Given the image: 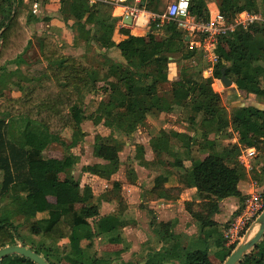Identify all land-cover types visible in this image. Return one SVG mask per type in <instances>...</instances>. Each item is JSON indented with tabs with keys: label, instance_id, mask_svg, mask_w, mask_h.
Wrapping results in <instances>:
<instances>
[{
	"label": "trees",
	"instance_id": "16d2710c",
	"mask_svg": "<svg viewBox=\"0 0 264 264\" xmlns=\"http://www.w3.org/2000/svg\"><path fill=\"white\" fill-rule=\"evenodd\" d=\"M4 1L8 9L0 25V97L9 81L3 80L5 75L13 73L6 66L26 63L25 56L32 46L38 45L45 68L32 84L19 87L20 95L0 100V196L12 207L13 215L0 218V249L21 243L50 264H215L210 259L213 253L218 264H223L235 249L226 246L223 235L232 219L220 226L214 216L221 211L225 198L234 196L244 201L246 195L239 184L248 173L258 184L264 183V165L260 171H248L238 159L243 147H255L264 155V108L250 104L228 109L213 83L225 76L245 97L255 94L264 101V21L222 36L216 47L219 60L212 74L205 77L209 63L203 50L191 47L174 21L161 28L151 23L144 35L128 31L125 39L115 42L114 20L109 14L112 5L75 0L79 8L74 5L77 11L73 15L81 21L87 14L86 22L94 23L92 36L100 43L103 59L99 68L83 56L66 55L63 44L54 36L32 29L35 0H29L26 7L18 5L17 0ZM208 1L191 0V14L207 20ZM142 2L140 7L150 11L159 12L163 6V0ZM217 3L230 20L243 10L264 16V0ZM193 60L196 63L187 64ZM172 62L177 63L178 74L171 79ZM165 84L171 88L165 96L171 103L170 111L181 109L180 117L195 133L162 129L160 135L151 139L162 173L147 190L155 196L162 191L175 196L185 188L196 187L199 201H187L186 210L197 222L199 234L185 245L182 234L175 231L177 220L158 221L150 209L154 236L143 244L136 259L125 260L123 253L132 247L124 232L130 225L123 217L125 200H119L114 212L102 215L100 204L92 203V187L83 185L80 179L61 178V174L77 162L71 150L88 134L83 124L105 121L111 132L97 134L93 145L94 157L101 161L85 165L82 170L111 181L115 189H120L122 182L114 177L121 167L123 140L132 139L139 127L147 126L149 115L164 120L167 111L155 100L148 103L146 97L154 98ZM100 94L104 96L95 100ZM88 95L93 97L86 103ZM210 123L217 125L220 137L208 140L203 147L201 136ZM230 126L239 132V141L228 148L222 145L221 137L229 135ZM68 130L70 139L65 137ZM54 143L64 146L62 155H45ZM225 150L233 154L231 159L224 157ZM137 151L135 158H143L144 147L137 144ZM164 153L174 160L164 161ZM203 154L206 157L202 158ZM171 178L179 185L167 187ZM46 210L49 217L39 219L37 213ZM24 225H28L29 233L22 230ZM64 239L68 242L61 244ZM103 243L115 246L102 249ZM0 264L37 263L11 254ZM239 264H264V236Z\"/></svg>",
	"mask_w": 264,
	"mask_h": 264
},
{
	"label": "crops",
	"instance_id": "0c3cea01",
	"mask_svg": "<svg viewBox=\"0 0 264 264\" xmlns=\"http://www.w3.org/2000/svg\"><path fill=\"white\" fill-rule=\"evenodd\" d=\"M29 0H17V4L20 6L26 7ZM42 8L39 14H36V19L32 22V29L38 34L48 33L60 42L61 44H66L67 46H72V49L76 54L86 57L87 60L93 62V64L99 68H102L101 62L103 59L100 57V43L95 40L92 36V31L94 30V23L86 22L87 14L84 15L83 20L77 19L73 14L76 12V7L74 5L77 4V9L79 8L78 3L75 0H41ZM109 3L112 5V10H110V18L114 20V33L112 39L115 42H120L128 36V31L132 35H144L147 33L149 26H140L145 22V17L142 16L138 21V27L133 25H129L125 22L126 16L124 15V7L132 6L140 3L136 2V0H127L125 3L115 2L116 0H97ZM215 1H208V6H212ZM167 3V2H166ZM166 6V5H165ZM7 4L4 0H0V25L5 21V17L7 14ZM96 59H94V55ZM75 55V56H78ZM192 63H196L193 60ZM172 65L175 66L174 77L178 74V67L175 62L170 63V70L173 68ZM18 68V66H16ZM205 72V71H204ZM206 73V72H205ZM14 74V73H12ZM171 74V73H170ZM212 74V73H211ZM206 75H210L206 73ZM206 76V77H207ZM172 79V77H171ZM220 86V88L216 86ZM222 83L221 79H215L213 86L214 89L221 93L223 97L224 104L229 109L235 107V101H237V97L240 96V91L233 83L231 86L226 87ZM169 86V84H168ZM164 88V86H163ZM170 86L166 89H162L154 98H147L148 103H152L154 100L157 101L167 112L164 114V120L157 118L156 116L149 115L148 116V125L141 126L139 129L133 134L134 140L131 141L133 144L142 145L144 147V157L140 159H134V165L129 167L128 175L133 179V182L130 180L123 181L122 179H118L117 176L114 177L117 181L122 182V186L120 189H115L113 187V183L99 177L98 175L91 174L89 172H84L83 166L94 164L96 162L101 161L98 158L94 157V142L95 136L97 134H102V132L96 128L104 127L106 128V134L108 135L111 132V127L105 124V121L102 123L95 125L93 121H88V125L95 126L94 130V139L91 142V154L90 156H86L85 164L82 165L81 170H78L77 166L85 160L83 152L77 153L74 149L77 146H81L83 148L82 141L77 146L72 148V152L77 157V162L73 168L61 174V178H74L80 179L83 185H90L92 187L94 198L92 199V203L100 204L102 215H106L112 213L116 210L117 205L119 204L120 199H124L127 208L124 212V219L130 221V225H135L139 217L143 216L141 213L145 210L144 206H147L154 211L158 221H171L177 220V225L175 227V231L179 234H182L184 238V244H188L191 240H194L199 234V226L195 219L191 216V214L186 210V202L187 201H199V196L197 194L196 187L185 188L180 194L177 195H169L167 192L162 191L158 196L152 195L148 192L147 188L151 186L161 173V165L155 159L154 150L151 146V139L160 135V131L165 129L167 131H178V132H188L190 134H194L195 131L190 125L184 121L180 116L181 109L175 108L170 111L171 103L165 99L166 93H170ZM162 91V92H161ZM223 92H227V96H223ZM243 103H240L241 105ZM244 105V104H243ZM232 122V121H231ZM87 133V129H84ZM207 131L204 133V136H201V144L203 147L206 146V143L210 139H214L216 137H220L217 133V125L215 123H210L209 127L206 129ZM69 131V130H68ZM67 131V132H68ZM93 132V131H90ZM236 130L233 126H230L228 129L229 135L222 136L221 142L225 147H232L234 144L238 143L239 135H237ZM89 134L86 135V137ZM84 142V143H83ZM59 143L52 144L46 151L45 155H51L52 157H59L62 155L64 151H60L56 147ZM84 150V149H83ZM82 150V151H83ZM61 153V154H59ZM226 159H231L233 154L225 150L223 153ZM207 154H203L202 158L206 157ZM121 158V157H120ZM96 159V160H95ZM164 161H173L174 157L168 153L163 154ZM91 161V162H89ZM122 164V159H121ZM189 164V162L187 163ZM264 165V155L260 154L259 160L254 162V168L258 171L261 170V167ZM121 169V167H120ZM127 174V172H126ZM128 177V176H127ZM129 178V177H128ZM127 185H126V183ZM179 183L175 179H170L169 183L166 185L167 187H175L178 186ZM239 188L243 195L252 193L256 190H263L264 183L262 185L258 184L256 180H254L251 173H248V176L245 180L241 181L239 184ZM50 202L52 206H55V199L50 198ZM242 200L239 197H228L225 198L221 203V211L214 216V220L220 226H223L225 223L230 221L241 207ZM143 210V211H142ZM141 212V213H139ZM145 213V212H144ZM11 214V213H10ZM137 216V217H136ZM12 217V216H11ZM37 217L39 219H45L49 217V210L44 212H38ZM4 218V217H3ZM10 218V215L7 216ZM134 222V223H133ZM127 226V227H129ZM124 228V230L127 229ZM151 227V226H150ZM135 228H141L143 230L144 227L138 226ZM151 234L153 235V229L151 227ZM253 235L256 233V229ZM252 231V232H253ZM251 232V233H252ZM29 233V232H28ZM251 235V234H250ZM101 238V237H100ZM129 240V239H128ZM68 239L62 240L60 243H67ZM101 245H106L113 247L115 245L103 243ZM143 245L141 246V248ZM132 248V247H131ZM131 250V249H130ZM215 251V248L212 252ZM140 251L138 250L136 254ZM210 259L218 264V258L213 254H211Z\"/></svg>",
	"mask_w": 264,
	"mask_h": 264
},
{
	"label": "built area",
	"instance_id": "2783aa9c",
	"mask_svg": "<svg viewBox=\"0 0 264 264\" xmlns=\"http://www.w3.org/2000/svg\"><path fill=\"white\" fill-rule=\"evenodd\" d=\"M95 2L96 0H91ZM127 0H116L115 2L125 3ZM142 0H136L140 3ZM191 0H169L165 8L161 11H150L145 7H140L139 4L124 7V15L132 16L133 23L131 25L138 27V21L143 15L145 22L140 26H150L151 23H156L158 28H161L169 21L176 22L177 29L184 35L189 36L191 47L201 48L204 52V57L209 63L205 70L211 74L213 67L219 60L216 53V47L220 38L229 33L235 32L238 28H247L257 21H264V16L261 12L253 10H243L236 18L230 20L220 10L217 2H213L209 8V18L201 20L196 15L190 12ZM42 8V1L35 0L32 3V11L34 14H39ZM239 135V132H235ZM259 151L255 147H243L238 159L246 167L248 171L254 168V162ZM264 210V192L256 190L246 194V198L241 204L239 212L232 218L230 224L223 229L225 244L227 247H232L241 243L247 238L256 224L257 217Z\"/></svg>",
	"mask_w": 264,
	"mask_h": 264
},
{
	"label": "rangeland",
	"instance_id": "374dc122",
	"mask_svg": "<svg viewBox=\"0 0 264 264\" xmlns=\"http://www.w3.org/2000/svg\"><path fill=\"white\" fill-rule=\"evenodd\" d=\"M169 0H163V6L161 7L162 9L165 8V5L167 4L166 2H168ZM209 1H212V0H209ZM215 2H218V0H213ZM38 33V32H37ZM64 46V52L66 55H78L75 53V51L72 49V46H67L66 44H63ZM94 55V54H93ZM79 57L81 55H78ZM86 59V57H85ZM94 59H96V56L94 55ZM25 61L26 63L24 64H9L6 66V70L9 71V72H13L14 74H12L10 76V74H7L5 75L4 77V81L6 83V81H8V85H6V88L3 90V95H1L0 97V100L8 97V96H11L12 94L15 95V96H18L20 95L21 91L19 90V87L21 85H28V84H32L33 83V80L37 77H39V74L44 71V62L42 63L41 61V58H40V51H39V48H38V45H34L31 47V49L29 50L28 52V55L25 56ZM89 61V60H87ZM91 61H89L90 63ZM93 63V62H91ZM177 64V63H176ZM187 64L188 65H192L190 61H187ZM18 66V68L16 67ZM171 67H173L171 70H170V73L169 76L170 78L174 77V73H175V66L172 65ZM178 67V65H177ZM206 70V69H205ZM204 70V71H205ZM204 76L206 77V73L204 72L203 73ZM221 85L219 86H216L217 88L219 87L220 88ZM224 86V85H223ZM168 84H165L164 85V88L162 87V89H166L168 88ZM222 87V86H221ZM162 92V91H161ZM101 95L103 94H100V95H97L95 97V100H98V99H101ZM104 96V95H103ZM223 96L226 97L227 96V92H223ZM93 96L92 95H88L87 96V100H86V103H88L90 101V99L92 98ZM237 101L234 102V104H236V106H241V105H250V104H257L259 107H262L264 108V101L262 99H259L257 98V96L255 94H250L249 96L245 97L243 94H241L240 92V96L237 97ZM240 103H243L241 105H239ZM235 106V107H236ZM229 109H231L229 107ZM183 114H188V112H184L183 111ZM91 121V120H90ZM88 121H86L84 124H83V128L84 129H87L88 132V136L84 138V144H83V148L81 149V146H77V148L74 149V151L76 150L77 153H80V152H83V155L85 157V160L82 162H79L81 164H79L77 166L78 170H81L82 168V165L85 164V161H86V156L91 154V142L93 141L94 139V135L96 133H94V128L95 126L93 127L92 125H88L87 124ZM94 123V122H93ZM96 125V124H95ZM98 130H100L102 132V134H106L107 132H105L106 128L104 127H99V128H96ZM90 131H93V132H90ZM71 136V131L69 130L68 132H65V137L66 139H70L69 137ZM134 138H124L123 140V144H122V151L120 152V157L122 159V164H121V169H120V174L119 176H117L118 179H122L123 181H126V180H132V178H130V175H128V171H129V167H132V165H134V159H135V156L137 154V143L136 144H132L131 141H133ZM58 149H59V152L62 150L64 151V146L61 145V144H58V146H56ZM84 149V150H83ZM83 150V151H82ZM61 154V153H59ZM259 156H260V153H259ZM91 157V156H90ZM96 160V159H95ZM91 162V161H89ZM256 162V160H255ZM127 172V174H126ZM129 178H128V177ZM111 182V181H110ZM133 182V181H131ZM126 183V182H125ZM127 185V183H126ZM119 205V204H118ZM118 205L116 207V209L118 208ZM145 207V210L141 213V215L143 216H140L139 214V217L137 219L135 225H132V226H129L127 227L126 230H124L125 232V235L127 237V239H129V241L131 242L132 244V248L130 251H127V252H124L123 253V259L125 260H130V259H136L137 258V251H141L142 248L141 246L143 244H145L149 238L153 237L154 234L152 235L151 233V227H150V215L148 214V210H150V208L147 206H144ZM12 211V207L6 202V200H2V197L0 196V218H7V216L10 215V217L12 215L11 213ZM145 212V213H144ZM11 213V214H10ZM137 217V216H136ZM134 223V222H133ZM138 227V226H141V227H144L143 230L141 228H135ZM257 225H256V230H257ZM23 231H28L29 232V227L28 225H24L23 226ZM255 231H253L251 233V235L254 233ZM250 235V236H251ZM102 249H112L113 247H110V246H105V245H102L101 246ZM115 250V247L114 249ZM103 251V250H102ZM116 264H118V262H116Z\"/></svg>",
	"mask_w": 264,
	"mask_h": 264
},
{
	"label": "water",
	"instance_id": "95a60500",
	"mask_svg": "<svg viewBox=\"0 0 264 264\" xmlns=\"http://www.w3.org/2000/svg\"><path fill=\"white\" fill-rule=\"evenodd\" d=\"M127 20L125 22L129 25L133 23L132 16H127ZM187 41H189L190 37L186 36ZM222 83L229 87L233 84V81L225 76L221 79ZM256 224L258 225V230L256 234L250 239H244L241 243L237 245V247L232 251V253L228 256V258L223 262V264H239L246 253L251 251L255 245L263 239L264 236V210L256 219ZM248 237V236H247ZM11 254H20L25 257L30 258L37 264H50L44 257H42L37 251L33 250L31 247H28L24 244H15L8 245L0 249V262L6 256Z\"/></svg>",
	"mask_w": 264,
	"mask_h": 264
},
{
	"label": "bare ground",
	"instance_id": "6f19581e",
	"mask_svg": "<svg viewBox=\"0 0 264 264\" xmlns=\"http://www.w3.org/2000/svg\"><path fill=\"white\" fill-rule=\"evenodd\" d=\"M142 16H143V15H142ZM142 16H141V17H142ZM141 17H140V18H141ZM256 225H257V224L254 225L252 231L256 228ZM257 227H258V225H257ZM257 230H258V228H257ZM252 231H251V232H252ZM251 232L249 233L247 239H250V238H252V237L254 236V235H253V236H252V235L250 236ZM256 232H257V231H256ZM255 234H256V233H255Z\"/></svg>",
	"mask_w": 264,
	"mask_h": 264
}]
</instances>
